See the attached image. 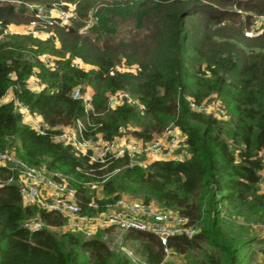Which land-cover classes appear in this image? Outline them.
Listing matches in <instances>:
<instances>
[{"label": "trees", "instance_id": "16d2710c", "mask_svg": "<svg viewBox=\"0 0 264 264\" xmlns=\"http://www.w3.org/2000/svg\"><path fill=\"white\" fill-rule=\"evenodd\" d=\"M37 1L76 3L73 23L49 25L44 36L8 32L13 22L36 15V5L32 15L24 5ZM253 13L264 15V0H0V150L14 149L21 159L66 175L89 213L97 182L106 195L153 199L190 216L200 231L169 240L184 255L180 264H255L264 249L256 227L264 221V29L245 35ZM91 16L96 22L81 31ZM46 53L56 56L55 67L42 59ZM34 73L40 90L29 86ZM77 86L92 87L90 112L73 96ZM11 88L13 98L2 101ZM121 89L138 100L109 106V93ZM213 98L225 111L192 106ZM16 100L41 115L46 133L24 120ZM78 118L91 122L87 136L107 139L124 127L148 141L177 125L186 134V154L147 166L128 156L91 162L53 138ZM12 171L0 165V264H172L149 231L125 234L132 246L139 243L134 259L111 247L105 235L112 227L90 237L54 230L66 217L24 204L18 184L7 182ZM36 214L45 226L25 227Z\"/></svg>", "mask_w": 264, "mask_h": 264}, {"label": "built area", "instance_id": "2783aa9c", "mask_svg": "<svg viewBox=\"0 0 264 264\" xmlns=\"http://www.w3.org/2000/svg\"><path fill=\"white\" fill-rule=\"evenodd\" d=\"M75 3L68 7L58 9H46L43 5H36V17L31 19L22 29V32L35 36L49 34V25L54 23H69L76 16ZM97 19V18H96ZM91 22L87 23V26ZM262 31H259V34ZM245 34L251 36L253 30H247ZM42 59L49 66H56L55 59L48 54H43ZM33 90L43 88V83L34 73L30 79ZM73 96L82 98L86 112L93 107V91H83L81 87L74 88ZM128 90H117L109 93L108 104L115 107L125 101L136 102ZM214 104L215 109L210 110ZM205 100L202 104L192 103L195 109L205 111H225L219 100ZM18 110L23 114L24 120L36 128L40 133H46L47 125L41 115L34 113L21 101H15ZM141 106H144L141 104ZM87 119L78 118L72 125L63 126L53 135L55 141L70 144L77 153L89 155L90 161L108 163L111 159L124 156L129 157L131 164L147 166L156 159L183 158L181 149L186 145V134L177 125L168 126L151 140L144 141L141 138L126 133L121 127L120 134L112 139H107L102 133L95 136H87ZM264 155V148L261 151ZM0 165L10 167L13 174L7 182H16L19 186L22 201L26 205H36L39 209L58 211L66 217L63 227L68 230L83 233L86 237L97 234L100 230L110 227L121 230L138 229L155 233L164 244L165 257L177 254L178 251L169 244L172 236L185 235L193 237L200 229V223L195 222L190 216L181 213L177 209L161 206L155 200H146L127 193L106 195L94 193L87 203L94 212L89 213L83 209L80 203L78 188L73 185L66 175L54 174L46 167L31 164L21 159L14 149L0 150ZM0 184L3 182L0 180ZM101 185L97 182L91 184L92 188ZM102 187V186H101ZM102 189V188H101ZM23 225L31 230H37L45 226V222L38 214L24 221ZM264 236V221L259 224ZM55 227L54 229H56ZM107 237V234L105 235ZM131 255L129 252H127ZM133 256V255H131Z\"/></svg>", "mask_w": 264, "mask_h": 264}, {"label": "rangeland", "instance_id": "374dc122", "mask_svg": "<svg viewBox=\"0 0 264 264\" xmlns=\"http://www.w3.org/2000/svg\"><path fill=\"white\" fill-rule=\"evenodd\" d=\"M74 3V2H73ZM72 3V4H73ZM19 5H22L21 2H18ZM28 5V6H27ZM33 5H43L45 6L46 9H58L60 7H62V3L60 2H57V4H55L54 6H47L45 3H42V2H30L28 4H25L24 6H27L29 8H27L26 10V13L28 14H31L32 15V9H33ZM76 7H77V4L75 3ZM97 7V6H96ZM237 8V7H235ZM238 10H241L239 8H237ZM246 11H243V14H245ZM252 13V12H251ZM37 15H34L32 16L31 18H29V20H25L26 17H24V20L20 21V22H13L12 24H10V26L8 27L7 31L12 33V32H21L23 27L33 18H35ZM97 16H91V18H89L87 21L88 22H91V23H94L96 22V19ZM252 21H253V24H252V27L251 28H248L245 30V32L247 30H253L254 31V34L251 35V36H254V35H258L257 33L259 31H263L264 29V15H261V14H256V13H253V16H252ZM73 23V20H70L69 21V25ZM88 28L87 24L82 26L81 27V31H86ZM261 33V32H260ZM47 35V34H46ZM247 35V34H245ZM61 43L58 42L57 45H60ZM48 55H50L51 57H53L54 59H56V56L53 55V54H49V53H46ZM78 63L84 67H91L92 65H90L89 63H85L83 62L81 59H77ZM118 68L120 70H125V69H129L128 67H126L124 64H121V65H118ZM87 90L89 91H92V87L91 86H87L86 87ZM13 98V90L12 88L8 90L7 94L5 95V97L2 99V101H7V100H11ZM213 99H216V98H213ZM212 101V100H211ZM215 107H214V104H213V101H212V104L210 105V110H214ZM126 133H130L128 131H126ZM131 134V133H130ZM133 135V134H132ZM181 154L180 156L184 157L185 156V151H184V148L181 149ZM102 187H98L96 190H95V193L98 194V193H102L103 194V190L101 189ZM141 198V197H139ZM257 227V230L259 232L260 235H262L261 233V230H260V226H256ZM56 231H59V230H62V228H56L54 229ZM129 230H121V229H117V228H114L110 231H108L107 233V238L108 239V242L109 244L111 245L112 248H114L115 250H120V249H123L125 250L126 252H129L131 255H133L132 257L134 259H138L139 258V254L136 250V248L139 246V243L136 241L135 242V245L133 244L132 246V241L130 239H127L125 237V234L127 232H129ZM259 247H264V245L262 244V242H259ZM260 251L259 253L256 254V258L255 260L253 261V263L255 264H258L260 262V264H264V249H261L260 248ZM168 262L172 263V264H180L184 261V255L182 253H177V254H174L172 256H169L167 257L166 259Z\"/></svg>", "mask_w": 264, "mask_h": 264}, {"label": "crops", "instance_id": "0c3cea01", "mask_svg": "<svg viewBox=\"0 0 264 264\" xmlns=\"http://www.w3.org/2000/svg\"><path fill=\"white\" fill-rule=\"evenodd\" d=\"M93 91V90H92ZM62 229L67 230L66 227H62Z\"/></svg>", "mask_w": 264, "mask_h": 264}]
</instances>
